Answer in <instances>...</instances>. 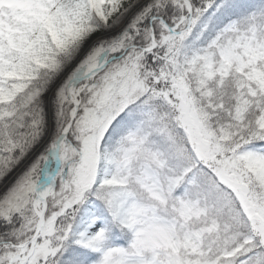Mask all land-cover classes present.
Listing matches in <instances>:
<instances>
[{
  "label": "snow or ice",
  "instance_id": "1",
  "mask_svg": "<svg viewBox=\"0 0 264 264\" xmlns=\"http://www.w3.org/2000/svg\"><path fill=\"white\" fill-rule=\"evenodd\" d=\"M0 264H264V0H0Z\"/></svg>",
  "mask_w": 264,
  "mask_h": 264
}]
</instances>
